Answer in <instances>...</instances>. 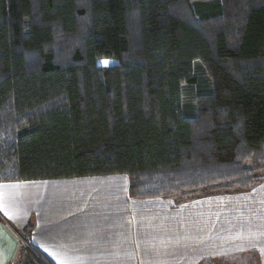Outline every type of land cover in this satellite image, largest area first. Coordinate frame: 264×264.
<instances>
[{"label": "trees", "instance_id": "1", "mask_svg": "<svg viewBox=\"0 0 264 264\" xmlns=\"http://www.w3.org/2000/svg\"><path fill=\"white\" fill-rule=\"evenodd\" d=\"M111 174L179 203L264 180V0H0V182Z\"/></svg>", "mask_w": 264, "mask_h": 264}, {"label": "crops", "instance_id": "2", "mask_svg": "<svg viewBox=\"0 0 264 264\" xmlns=\"http://www.w3.org/2000/svg\"><path fill=\"white\" fill-rule=\"evenodd\" d=\"M26 240L55 264H264V180L180 203L126 174L0 182V264Z\"/></svg>", "mask_w": 264, "mask_h": 264}, {"label": "rangeland", "instance_id": "3", "mask_svg": "<svg viewBox=\"0 0 264 264\" xmlns=\"http://www.w3.org/2000/svg\"><path fill=\"white\" fill-rule=\"evenodd\" d=\"M197 62V61H196ZM197 91L196 88H189L187 89L186 93H185V100L188 104H191L193 103V97H194V94L195 92Z\"/></svg>", "mask_w": 264, "mask_h": 264}, {"label": "snow or ice", "instance_id": "4", "mask_svg": "<svg viewBox=\"0 0 264 264\" xmlns=\"http://www.w3.org/2000/svg\"><path fill=\"white\" fill-rule=\"evenodd\" d=\"M99 63H100L102 66H104V67H108V66L112 63V61H109V60L105 59V60H101V61H99Z\"/></svg>", "mask_w": 264, "mask_h": 264}]
</instances>
